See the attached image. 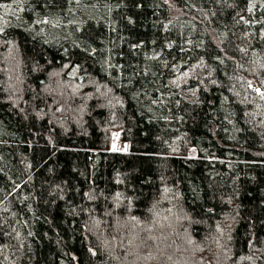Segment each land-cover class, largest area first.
Segmentation results:
<instances>
[{"label": "trees", "instance_id": "1", "mask_svg": "<svg viewBox=\"0 0 264 264\" xmlns=\"http://www.w3.org/2000/svg\"><path fill=\"white\" fill-rule=\"evenodd\" d=\"M0 264H264V0H0Z\"/></svg>", "mask_w": 264, "mask_h": 264}, {"label": "rangeland", "instance_id": "2", "mask_svg": "<svg viewBox=\"0 0 264 264\" xmlns=\"http://www.w3.org/2000/svg\"><path fill=\"white\" fill-rule=\"evenodd\" d=\"M125 143L124 142H120L119 140H118V136L116 135H114V137H113V146H112V149H114V150H117V149H119V150H125Z\"/></svg>", "mask_w": 264, "mask_h": 264}]
</instances>
